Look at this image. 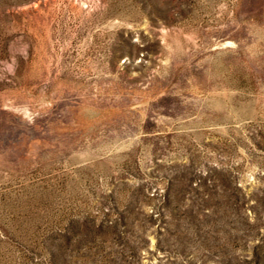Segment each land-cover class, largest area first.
<instances>
[{"label":"rangeland","instance_id":"rangeland-1","mask_svg":"<svg viewBox=\"0 0 264 264\" xmlns=\"http://www.w3.org/2000/svg\"><path fill=\"white\" fill-rule=\"evenodd\" d=\"M0 264H264V0H0Z\"/></svg>","mask_w":264,"mask_h":264}]
</instances>
